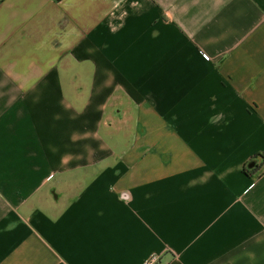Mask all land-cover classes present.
I'll return each instance as SVG.
<instances>
[{"label":"crops","instance_id":"1","mask_svg":"<svg viewBox=\"0 0 264 264\" xmlns=\"http://www.w3.org/2000/svg\"><path fill=\"white\" fill-rule=\"evenodd\" d=\"M256 155L264 0H0V264H264Z\"/></svg>","mask_w":264,"mask_h":264},{"label":"trees","instance_id":"2","mask_svg":"<svg viewBox=\"0 0 264 264\" xmlns=\"http://www.w3.org/2000/svg\"><path fill=\"white\" fill-rule=\"evenodd\" d=\"M56 1H62V0H56ZM258 158H261L263 161H264V156H262V155H256V156H254L252 159H251V161H250V164H249V169H247V168H245L244 169V172H245V174H247L248 176H250V177H255V174L256 173H258V171H257V165H256V159H258ZM251 164H254V166H250Z\"/></svg>","mask_w":264,"mask_h":264},{"label":"built area","instance_id":"3","mask_svg":"<svg viewBox=\"0 0 264 264\" xmlns=\"http://www.w3.org/2000/svg\"><path fill=\"white\" fill-rule=\"evenodd\" d=\"M143 264H157L156 257H153L150 260H147Z\"/></svg>","mask_w":264,"mask_h":264},{"label":"water","instance_id":"4","mask_svg":"<svg viewBox=\"0 0 264 264\" xmlns=\"http://www.w3.org/2000/svg\"><path fill=\"white\" fill-rule=\"evenodd\" d=\"M250 166L252 167V166H254V164H251Z\"/></svg>","mask_w":264,"mask_h":264}]
</instances>
